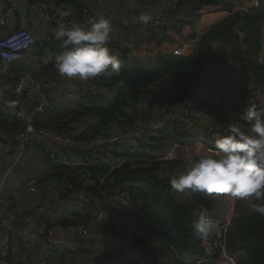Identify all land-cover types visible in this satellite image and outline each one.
<instances>
[{"label":"trees","instance_id":"trees-1","mask_svg":"<svg viewBox=\"0 0 264 264\" xmlns=\"http://www.w3.org/2000/svg\"><path fill=\"white\" fill-rule=\"evenodd\" d=\"M60 1L69 2L76 11L83 5V0ZM184 8L182 23L190 27L207 13H221V19L211 23L201 34L192 32L187 35L193 42L191 53L172 56L170 51L159 52L154 57L122 53L118 57L121 63L119 76L111 79L98 76L101 85L97 92L77 90V98H51L50 105L35 119V125L47 130L63 129L80 138H94L113 127L124 129L148 125L157 119L156 113L160 106H189L191 104L188 101L195 92H210V86L220 89L222 85L231 83L229 42L234 39L237 41L233 43L237 46L242 44L243 47L242 71L252 77L253 90L264 94V59L261 58L264 7L244 6L233 11L230 4H222L221 0H188ZM175 25L173 24V28L176 29ZM154 39L147 41L160 43ZM58 42L60 44L55 45H64L61 40ZM40 44L36 42L35 45L39 54L45 50L52 54L48 61L40 62L41 72L47 73L48 67L56 68L57 49ZM210 67L222 70L226 77L222 80L213 78L208 73ZM192 106L194 110L213 113L220 122H224L221 106ZM21 123L22 120L16 117L0 119V124L12 127H19ZM178 136L162 130L152 136L149 143H141L139 148L155 154L168 140L178 144L190 141ZM72 150L90 155L86 150ZM125 156L128 161L111 173L113 181L108 190L90 192L89 198L86 196L89 201L84 203L82 212L69 211L65 212L66 216L48 213L42 219L50 221L54 215L61 218V222L77 224L89 221L97 209L106 215L109 226L105 231L109 237L121 239L118 242L108 241L105 246L109 253L121 254L124 264H190L202 252V237L192 225L202 210L210 211V194L186 190L188 198L182 203L177 202L171 194L173 189L169 178L184 170L183 162L174 158L157 159L146 153L130 155L126 152ZM48 157L45 154L49 172L40 177L38 183L43 185L49 180H57V183L66 181L64 186L59 183L58 188L65 191V194L61 193V198L80 190L71 178L77 168L53 162ZM84 169L92 173L107 172L105 167L97 166L96 163ZM117 188L129 193L133 220L110 203ZM221 195L230 205L226 250L229 253H243L239 264H264V215L251 211L248 207L249 200L235 199L230 194ZM96 202L94 211H90V206ZM251 202L264 204V200L256 201L254 197ZM126 236L129 237V242ZM157 238L162 241L163 246L156 245ZM134 244L138 248L133 247ZM127 249L129 252H126ZM104 256L106 255L98 256L97 260L101 261ZM9 262L14 263L11 259ZM112 264L120 263L115 261Z\"/></svg>","mask_w":264,"mask_h":264},{"label":"built area","instance_id":"built-area-1","mask_svg":"<svg viewBox=\"0 0 264 264\" xmlns=\"http://www.w3.org/2000/svg\"><path fill=\"white\" fill-rule=\"evenodd\" d=\"M103 2V0H87L79 11L74 10L69 3L51 11L46 9L43 13V21L49 28H57L60 23H65L68 26L72 23L90 26L101 17L98 12ZM187 3L188 0H166L163 12L160 15L153 16L147 25L143 24L142 33L144 39H159L158 37L162 35L172 38L176 29L164 17L170 12L183 9ZM28 5L29 0H12L9 3H4L3 0H0V112H2L3 118L16 117L22 120L19 127L0 124V187L8 179L14 177L16 169L26 165L36 153V147L48 142L62 143L70 148L79 150H92L96 165L105 167L107 172L92 173L84 169L88 165H95V162L87 164L83 162L81 156L76 154L73 155L74 157L69 162L59 160V163L77 168L76 173L71 175L72 182L77 185L78 189L90 193L93 191H107L113 181L111 173L128 161L125 156L126 149L122 144L135 143L139 148L141 143H149L150 138L162 130L179 135L185 141L190 140L188 135L193 130L192 126L196 123L195 120L199 121L197 113H202L200 112L201 110H194L192 104L173 108L162 105L157 110V119L148 125L124 129L113 127L108 132L100 133L94 138H80L63 129L56 131L36 126L35 119L42 115L51 103V99L46 95L48 84L36 80L28 71H15L12 69V64L25 60L31 49L36 45L37 40L31 31L26 28H15L13 23L16 11L28 7ZM64 13H67V15H64ZM235 41L237 40L234 39L229 42L230 50L232 51L238 47L241 50L242 57V44L237 46V44L233 43ZM109 44L112 47L117 45V40L113 35H111ZM231 51L230 60L233 58ZM112 53L118 57L122 55V52L117 50L112 51ZM170 53L172 56L188 54L187 44L182 46L174 45ZM57 78L77 81L76 90L84 92H97L101 85L97 77L79 80L62 77L57 72ZM232 85L223 93L221 100L216 104V106L222 107L221 112L224 116V122H220L216 115L212 113L209 114L211 120L204 127L205 136L213 143L226 133L230 123H240L246 131L250 129V124L242 119L243 112L246 111L250 104L256 103L259 107L264 108V94L260 92L262 98H259L256 93L257 90H253V86L246 87V89L240 91L239 99L235 100L231 91ZM209 88L212 91L217 87L210 86ZM36 95L38 97L37 101L29 104L28 100ZM66 98H77V93H72ZM241 101L242 105H240ZM145 151L147 150L140 152L144 153ZM36 182L37 179H33L27 185L33 190ZM60 182L63 186L66 184V181L62 180ZM60 182L56 183L58 187ZM111 199L112 204L119 212L132 220L134 219L131 199L126 190L117 188ZM201 214L207 216L205 210H202L199 215ZM42 217H44L43 214H30L29 218L34 228L21 230L20 233L47 246L54 243V237L57 233L82 238L95 231L94 229L97 226H101L103 229L109 226L104 213H100L89 221L77 224L61 222L59 217L50 221H45ZM228 217L229 215H226L224 218L221 217L219 219L217 229L213 235L207 239L202 238L200 243L202 252L196 255L190 261V264H224L220 258L226 254L225 242ZM138 234L141 235L140 232ZM20 248L19 237L10 245L8 237L4 234L0 235V257L4 259L10 258L15 263L18 260ZM227 258L229 263L235 264L233 258L230 256ZM34 264H50V262L46 256H43ZM69 264L81 263L71 262Z\"/></svg>","mask_w":264,"mask_h":264},{"label":"crops","instance_id":"crops-1","mask_svg":"<svg viewBox=\"0 0 264 264\" xmlns=\"http://www.w3.org/2000/svg\"><path fill=\"white\" fill-rule=\"evenodd\" d=\"M12 0H3L4 3H9ZM103 5L98 12L99 16H102L108 19L111 22L112 33L111 35L117 40V45L113 46L108 44V47L111 51L117 50L124 54L134 55V56H143L149 55V51L152 48L158 50V52H169L174 47V45L182 46L187 44L188 53L192 52L193 42L190 38H188V34L195 32L200 34L206 27L210 26L211 23H214L216 20L221 19L220 12H211L210 14L203 15L198 21L192 24V26H188L183 24L182 21L185 16V8L181 10H177L175 12H170L164 18L166 21L173 26L176 24V31L173 34L172 38H167L162 35L159 36L160 43L157 44L153 40L151 42L144 39L142 33L143 24L136 22L137 17L142 12L152 13L153 16L160 15L163 12V8L166 5L165 1H152V0H103ZM87 2V0H83V5ZM69 2H64L60 0H37L29 2L28 7L21 8L17 10L14 15V27L15 28H26L31 31V33L35 36L37 43H44L45 45L56 48L57 55L56 58L65 51L64 45H55L60 44L58 40H61L64 43V39H57L55 37L56 28H49L45 25L43 21V13L46 9L54 10L57 7H62L68 4ZM222 4L228 3V0H222ZM70 4V3H69ZM71 7L75 10V7L70 4ZM251 5V2H250ZM152 16V17H153ZM116 35V36H115ZM263 39L264 40V31H263ZM41 45V44H40ZM263 49V46H262ZM231 51V50H230ZM233 58L230 60L229 70L232 75H234V80L232 81V95L235 100H238L240 97V91L246 89V87L253 86V79L249 73L242 71L241 64V51H237V49H233L232 51ZM262 52V51H261ZM51 53L48 50H45L41 54L38 53L36 47H33L30 53L26 56V59L20 62H15L12 64V69L15 71H28L30 72L36 80L43 81L48 84V90L46 95L51 99L55 98L57 100L64 99L70 96L72 93H76V86L78 84L77 81H72L64 78H57L56 68L50 69L48 67L47 73L41 72V64L40 62H46L51 57ZM262 58V55H261ZM264 59V58H262ZM216 72L218 69L215 68ZM211 73V72H210ZM41 75V77H39ZM214 78V75H212ZM218 79V78H217ZM225 85V84H224ZM231 86V85H230ZM219 90L218 88H216ZM216 89L208 92L197 91L193 94V96L189 99V103L192 105H209L216 106L217 102L221 100V96H216ZM259 98H262V94L259 90L256 91ZM113 96V95H110ZM211 96V97H210ZM37 95L30 100H28L29 104L37 101ZM242 105V101L240 102ZM222 109V107H221ZM202 113H197L199 117V121L195 120V124H193L189 139L190 142L178 144L173 141H166L161 150L155 154L150 153L149 151H145L144 153L152 155L157 159H169L173 158L179 160L184 163V166H187L189 159L193 157V149H200L202 152H208L210 150L215 149V142L209 141L207 136L204 134L205 125L211 120V116L205 113L204 110L200 111ZM2 112H0V119H2ZM180 137V136H178ZM181 139V138H180ZM182 140V139H181ZM122 146L126 149L125 153L128 152L130 155H139L143 154L140 152V148H138L135 143H126L122 144ZM201 146H203L201 148ZM36 153L32 156L37 157L39 164L32 170V174L26 173L29 168V164L31 159L26 163L25 166H21L14 172V177L8 179L4 184H9L12 189L17 188L19 183L23 184V189L30 194H34L32 196L36 197L39 188L42 187L41 193L44 198H56L58 196V200L68 199L73 197V193L67 195L65 198H61V193L65 194L64 190H61L57 186V180H49L45 182V184L41 185L38 183L40 177L44 176L49 172L47 167V162L45 158V154H47L49 159L53 162L59 163L61 161L69 162L73 155L81 156L83 162L90 164L95 162L94 153L91 149H84L90 153V155L82 154L77 151H73V148L66 146L62 143H52L48 142L42 146L36 147ZM76 149V148H74ZM79 150V149H76ZM83 151V150H79ZM144 151V150H143ZM63 164V163H59ZM67 165V164H64ZM70 167V166H69ZM33 179H37L33 190L28 187V183ZM3 185V186H4ZM2 186V187H3ZM0 187V189L2 188ZM21 190V188H20ZM81 195L82 204L80 209L76 210L77 212H82L81 210L84 206V203L87 204L89 201L90 193H86L83 190H77ZM19 193V192H18ZM172 196L176 199L177 202H184L188 198V192H184L183 194L176 193L174 190L171 191ZM86 196L88 198H86ZM8 200H13V197L10 195ZM57 200V201H58ZM50 200V202H45L43 207L46 214L54 213L53 210L49 212L54 203ZM210 201V211L207 212V216L216 220L217 222L222 217L224 218L226 215L228 216L230 213V205L226 202L225 198L221 194H212L209 196ZM112 204V199L110 200ZM113 205V204H112ZM65 208H63L64 210ZM65 212L69 213V211H62L59 214L66 216ZM74 212V211H73ZM95 217L101 213V211L93 212ZM33 214V211L23 210L21 212L11 210L10 208H2L0 209V235L4 234L8 237L9 244H13L14 240L19 237L20 239V254L18 260L13 264H34L37 260L46 256L50 262V264H69L71 262H78L81 264H94L99 262H104L106 264H112L117 261L120 264H124L123 258L121 254L117 252L109 253L107 247L105 246L108 241L118 242L120 238H112V237H104L98 236L96 231H92V235L86 240L85 245H81L76 238L67 236L60 233L55 234L54 243L50 246L43 244L38 240H32L29 237L21 234V230L33 229L34 225L32 224L29 215ZM35 214V213H34ZM56 214V213H54ZM10 216V218H8ZM58 218L56 216H52L51 219ZM8 223L6 227L4 224ZM215 231V230H214ZM99 232V231H98ZM214 233V232H213ZM213 233L211 235H213ZM210 235V236H211ZM105 238H107L106 241ZM120 239V240H119ZM129 240V239H128ZM156 245L163 246V243L160 239H155ZM153 248L156 247L152 244ZM103 249V250H102ZM128 252V249L126 250ZM225 256L221 257L220 260L227 264L228 256L233 258L235 264H239L242 260L243 253H229L228 250H225ZM106 255L101 261L97 260V257L100 255ZM118 254V255H116ZM107 257H110L108 259ZM118 258V259H117ZM10 258H2L0 257V264H10ZM12 264V263H11ZM231 264V263H229Z\"/></svg>","mask_w":264,"mask_h":264},{"label":"clouds","instance_id":"clouds-1","mask_svg":"<svg viewBox=\"0 0 264 264\" xmlns=\"http://www.w3.org/2000/svg\"><path fill=\"white\" fill-rule=\"evenodd\" d=\"M256 3L259 4V0ZM152 16V13L142 12L136 22L147 25ZM111 33V22L102 16L90 26L60 23L55 37L64 39L65 51L56 59V71L62 77L79 80L119 76L120 60L108 47ZM242 119L250 124L248 131L233 122L226 133L215 140V149L208 152L193 149V157L184 170L169 178L176 193L191 190L210 195L230 194L235 199L249 200V209L264 215V204L251 202L253 197L256 201L264 200V108L250 104ZM192 226L207 239L217 229L218 222L201 214Z\"/></svg>","mask_w":264,"mask_h":264},{"label":"rangeland","instance_id":"rangeland-1","mask_svg":"<svg viewBox=\"0 0 264 264\" xmlns=\"http://www.w3.org/2000/svg\"><path fill=\"white\" fill-rule=\"evenodd\" d=\"M247 2H248V7H250V2H251V6L255 5L254 0H228V4L231 5L233 11L243 8L245 6V4H247ZM210 13H208V14H210ZM262 46H263V49H262L261 55H262V58H264V42H263ZM236 49L239 52L241 51L238 47ZM157 54H159V52L155 48H152L149 51V57H154ZM215 70H216L215 68L210 67L208 70V73L211 76L214 75V78H218L221 80L226 77L225 74L222 72V70H218V72H216ZM230 80H232V81L234 80V75L230 74ZM231 83L222 85L221 88L216 91V93H215L216 96L217 97H220L221 95L223 96V93L229 88ZM202 92H204V91L202 90ZM208 94H211V92H208ZM38 164H39V161H38L37 157H33L31 159V162L29 164L30 166H29L28 170L26 171V173H29V175H31L32 170ZM22 187H23V184L21 182L19 183L18 187L14 188V189H12L9 184L4 185L0 189V209L10 208L11 210H15V211H19V212L28 209L30 211H33V214L37 213V214L45 215L46 212L44 211V207H43L44 203L45 202L49 203L50 200L52 202H56L58 200V196L56 198H52V199L44 198L42 193H41L42 187L39 188L37 194L35 195L36 197L32 196L34 194H30L29 192H26ZM20 188H21V190H20ZM73 194H74L73 197H70V198L64 199V200H58L57 203L53 204V206L51 207L49 212H51V210H53L54 213L59 215V213L62 211H76V210L80 209V206L83 203L81 200L82 194H80L79 191H77ZM10 195L13 197V200H8V197ZM97 203L98 202H96L93 206H90L89 210L93 212L95 206H97ZM63 208H65V209L63 210ZM97 211H99V210L96 209L95 212H97ZM91 218H93V217H91ZM105 229H106V227H104V229H103L101 226H97V228L94 230L97 232L98 236L109 237V234L105 231ZM90 236H93L92 232L86 237L76 238L75 240L78 241L81 245H85L86 240ZM126 238H127V241L129 242V240H128L129 237L126 236ZM106 240H107V238H105L104 241H106ZM128 252H129V250H128ZM116 255H118V254H116ZM104 257H106V256H104ZM107 258L110 259V257H107ZM158 259H159V257H158Z\"/></svg>","mask_w":264,"mask_h":264},{"label":"water","instance_id":"water-1","mask_svg":"<svg viewBox=\"0 0 264 264\" xmlns=\"http://www.w3.org/2000/svg\"><path fill=\"white\" fill-rule=\"evenodd\" d=\"M254 6L255 7H264V0H259V4H257L256 0H255V5ZM245 7H248V2H247V4H245ZM8 218H10V216H8ZM8 223L9 222L5 223L4 225L7 227ZM133 247L138 248V246L136 244H134Z\"/></svg>","mask_w":264,"mask_h":264}]
</instances>
